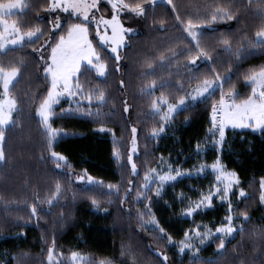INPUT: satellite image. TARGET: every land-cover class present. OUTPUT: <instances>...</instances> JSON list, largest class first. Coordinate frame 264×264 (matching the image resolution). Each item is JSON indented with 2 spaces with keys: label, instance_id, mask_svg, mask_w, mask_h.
Here are the masks:
<instances>
[{
  "label": "trees",
  "instance_id": "1",
  "mask_svg": "<svg viewBox=\"0 0 264 264\" xmlns=\"http://www.w3.org/2000/svg\"><path fill=\"white\" fill-rule=\"evenodd\" d=\"M27 3L44 5V0H26ZM129 4L143 2V0H125ZM178 5L185 19L195 20L203 16L208 5L227 6L232 0H173ZM111 6L102 0L99 15L111 18ZM241 20L222 22L216 25L215 33L205 30V44L209 48L222 49L217 42L221 38L229 39L233 46L238 45L241 31L247 27L248 35L254 36L261 20L252 13L239 10ZM61 16L67 14L60 13ZM42 9L30 11L25 9L9 19L25 24V29L35 27H49V21L55 17ZM125 27L134 29L128 37V47L121 49L123 65L120 72L112 70L113 60L105 57L109 64V74L98 77L94 72L80 76V81L86 89L100 88L106 93L107 103L101 107L105 113L101 119L103 126L113 129L112 133L98 132L101 125L93 119L73 118L56 119L55 125L63 127L66 132L75 135L61 139L54 145V150L67 157L68 167L57 169L51 160H44L48 150L44 144V137L34 118L35 102L26 103L29 94L33 96L44 92L48 82L43 80V74L38 63V57L32 52L33 47H39L42 41L35 45H28L16 49L3 59V64L24 58L26 67L22 68L23 76L18 77L10 91L18 101L19 113L14 114L17 124L8 128L4 145L7 164L0 166V264H47L48 247L55 240L54 253L69 264L73 251L86 256V264H95L100 260H110L112 264H161L163 253L168 256L167 264H190V257H181L177 250L169 245L167 239H161L159 231L141 227V220L137 211H144V203L135 202V191L125 200V192L129 188V181H134L138 187L143 184L144 173L149 168L159 165L161 154L171 161L190 166L196 161H204L206 154L196 153L197 142L207 139V129L210 127L211 104L219 99V92L212 99L188 105L174 118L173 130L160 139H152L153 128L160 127L159 117L151 115V99L159 97L161 91L166 98L175 103L184 92L176 88L156 90L154 96L143 94L141 89L150 84L152 79L184 82L185 92L191 91L203 79L211 78L207 65H200L199 70L191 73L186 70L180 76L169 77L168 71L157 69L155 75L144 76L148 71V63H159V54L167 55V48L173 47L177 51L185 47V42L177 39L184 35L179 28L173 27L175 21L167 4H157L148 13L147 20L135 17L125 12L121 16ZM164 22L167 31L161 29ZM90 28H94L91 25ZM94 35V33H93ZM96 41H94L95 43ZM153 53H156L153 56ZM215 56L217 52L214 50ZM221 63L217 71L224 74L228 64L223 63L229 56L219 52ZM180 66L187 63L185 57H180ZM264 65V53H257L244 61L240 72L232 76V84L243 99L250 93V86L243 79V73L250 68ZM235 73L236 65L233 63ZM170 71H175L171 69ZM199 77V79H193ZM187 78V79H185ZM125 81L121 89L120 81ZM231 85L225 86L227 92ZM126 100L131 107L123 111ZM69 100L61 102L67 108ZM137 128V153L133 154V161L137 165L138 176L131 173V165L127 156L131 148V128ZM119 150L117 159L115 151ZM215 152L210 161L217 158ZM227 170L235 171L240 178L247 197L242 199L235 208V215L247 212L250 220L242 224L244 231L238 232L233 241L226 245L222 255H215L217 244L210 246L201 256L204 261L215 260L217 264H261L264 261V206L261 205L259 181L264 177V133L251 130L231 131L226 135V143L221 155ZM85 170L96 180L105 185L113 184L119 187V192L108 194L106 188H97L75 179L84 174ZM62 185V195L51 214H41L39 223L30 217V206L51 196L56 182ZM153 195V192L150 193ZM154 197V196H153ZM95 198L100 210L92 206ZM155 199V197H154ZM66 205V207H65ZM48 208L47 203L40 205ZM106 210V211H105ZM153 211L160 225L170 234L174 241L183 239L186 230L195 228L200 223L217 226L227 214L224 206L196 215L192 220L183 219L170 202L162 198L153 206ZM145 220L148 219L146 216ZM242 217L238 219L242 221ZM19 233H25L19 236ZM124 253L123 255L121 253ZM61 253L63 255H61ZM26 254V255H25ZM19 257V261L16 259Z\"/></svg>",
  "mask_w": 264,
  "mask_h": 264
},
{
  "label": "snow or ice",
  "instance_id": "2",
  "mask_svg": "<svg viewBox=\"0 0 264 264\" xmlns=\"http://www.w3.org/2000/svg\"><path fill=\"white\" fill-rule=\"evenodd\" d=\"M102 0H44L42 6L39 2L35 5L27 3L26 0H0V57H7L10 52L23 48L28 45H35L42 41L39 47H33L32 52L38 57V63L43 74V80L48 82L44 92L33 96L29 94L26 103L35 102L33 108L34 118L40 127V132L44 137V144L48 150V155L42 157L44 160H51L55 163L57 169L68 167L67 157L54 150V145L61 139L75 135L66 132L63 127L55 125L56 119H73L87 117L93 119V122L101 126L96 130L98 132L112 133L113 129L103 126L102 117L106 115L101 111V107L107 103L106 93L100 88L86 89L80 81V76L89 72H94L98 77H106L109 74V64L105 57L113 60L112 70L120 72L123 65L121 49L128 47V37L134 32V29L125 27L121 22V16L125 12L132 13L135 17L147 20L148 13L159 3L167 4L173 14L175 21L173 27L179 28L184 35L177 39L185 42V47L177 51L173 47L167 48V55L163 52L159 54V63H148L144 76L155 75L157 69L168 71L169 77L180 76L183 71L191 73L199 70L200 65H207L211 78L203 79L191 91L185 92L184 82L177 81L175 84L171 80H165L161 76L158 80L152 79L150 84L141 89L143 94L154 96L156 90L165 88H176L178 92H184L179 96L175 103L165 97L163 91L159 97L151 99V115L159 117L160 127L153 128L151 131L152 139H157L166 131V128L172 124L175 116L191 103L207 101L212 99L219 92V99L211 104L210 127L207 129L208 144L222 152L226 143V134L228 129H250L253 132L264 133V65L258 68H250L243 73V79L250 86V93L241 99L232 84V76L240 72L242 63L249 57L259 53H264V0H232L227 6L214 7L207 6L206 13L201 17L197 16L195 20L185 19L177 4L173 0H143V2L129 4L125 0H106L111 6V18H105L99 15ZM252 13L258 16L261 24L254 36L248 35L247 27L241 31V37L237 46H233L229 39L221 38L217 43L222 45V49L209 48L205 44V30L215 33L216 25L222 22L241 20V14L238 9ZM25 9L30 11H40L41 9L50 15L56 13L55 17L49 21V27H29L25 29V24L10 20L17 11L23 12ZM60 13L67 14L61 16ZM94 25V28H90ZM161 29L167 31L164 22H161ZM110 32V34H109ZM94 33V35H93ZM94 41H96L94 43ZM217 55H213V51ZM228 54L229 59L223 63L228 64L224 74L217 71V66L221 63L219 52ZM156 53H153L155 56ZM180 57H185L187 63L180 66ZM233 63L236 65L235 73ZM24 58L9 61L8 65L3 64L0 58V166L7 164L5 155V142L8 126H16L17 122L13 113H19L17 99L11 94L10 87L14 81L18 82V77L23 76L22 68L26 67ZM175 71H170L171 69ZM187 79V78H185ZM199 79V77H193ZM231 85L226 92L225 86ZM120 87H125V81H120ZM68 97L75 100V105L69 104L67 108L57 106L61 105V100ZM123 111L127 113L129 108L126 100ZM137 128H131V148L127 156V162L131 165V173L138 176L136 163L133 161V154L137 153ZM207 145L202 147L200 142L196 144V153L199 155L206 150ZM117 159L120 158L119 150L115 151ZM206 169L215 173L214 183L207 190H199L198 198L191 199L185 193L181 192L177 198L181 203L188 200V206L183 210V215L187 217L194 216L197 212L206 210L214 206V198L223 203H227L228 212L223 217L219 226H216L214 232L207 225H196L195 228L184 231L183 239L174 241L173 237L166 232L156 218L153 206L163 198L166 186L173 185L178 179L193 174L192 170H182L173 167L170 159H165L163 154L159 157V165L156 168H149L145 171L143 184L138 187L134 181H129V188L125 192V200L129 194L135 191V202L144 203V211H137L141 220V227L151 226V230L159 231L161 239L166 238L169 244H177L179 254H184L186 250L190 253V264H217L215 260L204 261L199 255L202 246L206 245L215 236L219 240L217 245V255H222L226 248V243L233 233L237 232L235 220L243 218V221L250 220L247 212L241 213V217L233 215L234 209L231 196L236 195L234 188L239 187L241 181L235 171L227 170L222 159L218 155L211 163H200L194 166L195 174L200 175ZM80 182L88 185H95L97 188H106L108 194L119 192V187L113 184L105 185L103 181L96 180L91 175L84 174L75 176ZM260 203L264 205V177L260 178ZM154 189V197L150 195ZM52 195L41 200L35 197L36 202L30 206V217L39 223L41 214H51L53 207L57 206L62 195V185L56 182ZM240 197H245L246 193L243 187H239ZM47 203L48 208H42L40 205ZM92 206L100 210V205L95 198L91 200ZM66 207V205H65ZM106 211V210H105ZM150 219L145 220V217ZM203 228V231H201ZM239 231L243 232V226H239ZM218 234V235H216ZM19 236L25 233H19ZM55 240L52 246L46 249L47 264H64L63 260L59 262L54 255ZM124 254L123 252L121 253ZM26 255V254H25ZM61 255H63L61 253ZM162 256L161 264H167L168 256L163 253H157ZM19 261V257L16 258ZM86 258L78 252L71 253L73 264H77ZM95 264H112L110 260H100ZM135 264V261H133ZM264 264V261H261Z\"/></svg>",
  "mask_w": 264,
  "mask_h": 264
},
{
  "label": "rangeland",
  "instance_id": "3",
  "mask_svg": "<svg viewBox=\"0 0 264 264\" xmlns=\"http://www.w3.org/2000/svg\"><path fill=\"white\" fill-rule=\"evenodd\" d=\"M106 1V0H104ZM19 11H17L16 13H18ZM15 13V14H16ZM11 20V19H10ZM110 34V32H109ZM15 83V81H14ZM13 83V84H14ZM12 87V86H11ZM10 87V89H11ZM192 90V89H191ZM65 100H69L73 103V105H75V100H72L68 97H64L61 102L65 101ZM197 103V102H196ZM191 105V103L189 104ZM15 113H13V116H14ZM11 125L8 126V128L10 127ZM173 122L172 124H170L167 128H166V131L161 134V136L157 139H160L164 136H166L168 133H170L172 130H173ZM231 130V131H245V130H250V129H228L227 132ZM252 131V130H251ZM256 133H259V131H256ZM227 135V134H226ZM201 145L202 147H204L205 145H207L206 147V150L202 151L201 153L202 154H206V158L204 159V161H196L195 163L191 164L190 166H184L183 164H178V163H175L172 161V164H173V167H176V168H180L182 170H192L193 171V174L191 176H186V177H183L182 179H178L176 182H174L173 185H168L166 186V190L163 194V198L165 200H167L168 202L171 203V205L178 211V215L180 217H182L183 219H190L192 220L196 215L198 214H201V213H204L208 210H212L216 207V205L218 206H224L228 212V207H227V203H221L219 201V199H215L214 198V206L211 207V208H208L206 210H202V211H199L197 212L194 216L192 217H187V216H184L183 215V210L187 208L188 206V200H185L183 203H181L179 201V199L177 198L178 194L183 192L185 193L189 198L191 199H197L198 198V191L199 190H207L208 187L214 183V177H215V173L211 172L210 169H206L204 173H201L200 175H196L195 174V170H194V166L195 165H198L200 163H207V164H211L213 161H210V158L212 157V155L216 152L218 155H221V152L219 150H217L216 148H214L212 145L208 144V137L207 139L203 140L201 142ZM165 157V156H164ZM165 159H170L169 157H165ZM158 167V166H157ZM240 187V185H239ZM239 187H236L234 188V191L236 192V195H232L230 198L232 200V205H233V209L235 210V208L237 207V204L244 198L247 197V194L245 197H240L238 192H239ZM246 193V192H245ZM153 196H154V189H153ZM264 206V205H263ZM234 216L235 215V211L233 213ZM237 217V216H236ZM148 219H150V217H148ZM245 221H242L240 222L238 219L235 220V226H237V232L233 233L232 237L229 238L228 242L226 243V245L233 241V239L236 237L237 233L239 232V226H242V224L244 223ZM199 225H207L209 226L210 228H212L213 232H214V229L216 226H213V225H209V224H205V223H200ZM219 226V225H217ZM146 228H149L151 229V226H147ZM201 231H203V228H201ZM218 235V234H216ZM178 242V241H177ZM217 242H219L218 239L215 238V236L213 237V239L211 241H209L206 245L202 246V251L200 252V256H202L205 252V250L207 248H209L210 246H214L215 244H217ZM171 247L175 248L178 252V245L177 244H169ZM224 252V250H222ZM214 254L217 255V252H218V249H215L214 251ZM179 253V252H178ZM55 255V253H54ZM56 256V255H55ZM181 257H184V256H189L190 257V253L188 252V250L185 251L184 254H180ZM82 257L86 258V256L82 255ZM56 259L57 261L59 262L61 260V258L57 257L56 256ZM87 258L85 260H82L80 262H77V264H86L87 262ZM69 264H73L72 260H71V256L69 258Z\"/></svg>",
  "mask_w": 264,
  "mask_h": 264
},
{
  "label": "built area",
  "instance_id": "4",
  "mask_svg": "<svg viewBox=\"0 0 264 264\" xmlns=\"http://www.w3.org/2000/svg\"><path fill=\"white\" fill-rule=\"evenodd\" d=\"M158 4H162V3H159V2H158Z\"/></svg>",
  "mask_w": 264,
  "mask_h": 264
}]
</instances>
